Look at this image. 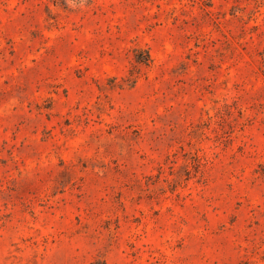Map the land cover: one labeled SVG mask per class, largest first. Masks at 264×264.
I'll return each mask as SVG.
<instances>
[{"label": "rangeland", "instance_id": "obj_1", "mask_svg": "<svg viewBox=\"0 0 264 264\" xmlns=\"http://www.w3.org/2000/svg\"><path fill=\"white\" fill-rule=\"evenodd\" d=\"M0 264H264V0H0Z\"/></svg>", "mask_w": 264, "mask_h": 264}, {"label": "trees", "instance_id": "obj_2", "mask_svg": "<svg viewBox=\"0 0 264 264\" xmlns=\"http://www.w3.org/2000/svg\"><path fill=\"white\" fill-rule=\"evenodd\" d=\"M139 55L141 56V58L139 56H137L136 61L144 63V64L149 62V55L147 54V52H142Z\"/></svg>", "mask_w": 264, "mask_h": 264}]
</instances>
